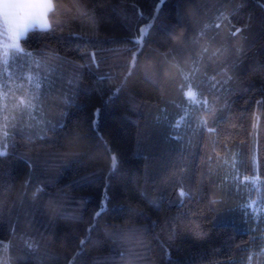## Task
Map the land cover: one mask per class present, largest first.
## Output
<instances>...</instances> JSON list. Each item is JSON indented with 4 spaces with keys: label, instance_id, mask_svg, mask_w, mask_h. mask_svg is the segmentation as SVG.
Listing matches in <instances>:
<instances>
[{
    "label": "trees",
    "instance_id": "16d2710c",
    "mask_svg": "<svg viewBox=\"0 0 264 264\" xmlns=\"http://www.w3.org/2000/svg\"><path fill=\"white\" fill-rule=\"evenodd\" d=\"M54 4L0 49V264H264V0Z\"/></svg>",
    "mask_w": 264,
    "mask_h": 264
},
{
    "label": "rangeland",
    "instance_id": "374dc122",
    "mask_svg": "<svg viewBox=\"0 0 264 264\" xmlns=\"http://www.w3.org/2000/svg\"><path fill=\"white\" fill-rule=\"evenodd\" d=\"M33 27L38 26L34 25ZM18 32L19 26L15 21L14 10L11 6H5L3 0H0V49L3 54H7V52L13 48H19L18 41L20 36H18ZM186 95L191 102H198L194 91L188 90ZM244 182H249V185H245V187L252 194H248L244 197L243 206H246V208H248L247 210L253 213L254 216L261 217L264 221V185L261 181L257 180V178H249V181L243 179L242 184H244Z\"/></svg>",
    "mask_w": 264,
    "mask_h": 264
},
{
    "label": "snow or ice",
    "instance_id": "6c2138e0",
    "mask_svg": "<svg viewBox=\"0 0 264 264\" xmlns=\"http://www.w3.org/2000/svg\"><path fill=\"white\" fill-rule=\"evenodd\" d=\"M3 3L14 10L15 21L19 26L18 36H25L27 30L34 25L42 31L51 29L49 14L55 9L54 0H3ZM142 31L143 28H140L139 32Z\"/></svg>",
    "mask_w": 264,
    "mask_h": 264
}]
</instances>
